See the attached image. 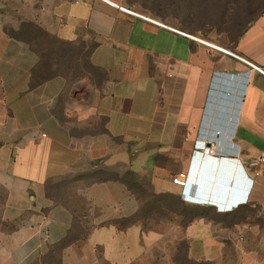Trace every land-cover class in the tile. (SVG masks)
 <instances>
[{
	"label": "crops",
	"instance_id": "crops-1",
	"mask_svg": "<svg viewBox=\"0 0 264 264\" xmlns=\"http://www.w3.org/2000/svg\"><path fill=\"white\" fill-rule=\"evenodd\" d=\"M121 2L0 0V264H176L183 241L196 264H264V74L242 61L264 71V15L219 51ZM15 23L87 47L93 74L42 70ZM209 145L225 193L202 186ZM186 172L232 209L184 201ZM127 177L177 209L124 225L145 206Z\"/></svg>",
	"mask_w": 264,
	"mask_h": 264
},
{
	"label": "rangeland",
	"instance_id": "rangeland-1",
	"mask_svg": "<svg viewBox=\"0 0 264 264\" xmlns=\"http://www.w3.org/2000/svg\"><path fill=\"white\" fill-rule=\"evenodd\" d=\"M128 10L150 17L164 25L178 29L208 43L224 47L233 46V25L244 24L257 12L253 0H120ZM16 30L9 32L24 37L40 56V68L60 72L72 81H80L93 74L88 63L89 49L83 46L65 45L45 38L29 28L26 23H15ZM19 26V27H18ZM18 28V29H17ZM141 186V185H140ZM142 187V186H141ZM142 187L141 194H145ZM144 212L154 210L153 198L146 190ZM153 217V218H152ZM149 221H157L158 215H149Z\"/></svg>",
	"mask_w": 264,
	"mask_h": 264
},
{
	"label": "trees",
	"instance_id": "trees-1",
	"mask_svg": "<svg viewBox=\"0 0 264 264\" xmlns=\"http://www.w3.org/2000/svg\"><path fill=\"white\" fill-rule=\"evenodd\" d=\"M209 1L210 0H201V2H209ZM227 1H231V0H227ZM253 2L257 3V4H255V6L257 5V12H256L255 16L253 18L249 19L244 24H238V21L234 22L235 23V25H233L234 34H233V37L231 36V38H230V41H232L234 46L237 45L239 40L264 15V0H253ZM27 25H28L29 28H32L33 30H35V32L43 35L45 38H47L49 40L56 41L54 38H52L47 33H45L41 28H39V27H37V26H35L33 24H27ZM8 33L10 35L14 36L10 32H8ZM65 45H70V44H65ZM114 179L119 181V179L117 177H114ZM120 181H122L124 184H126V186L130 189V191H132L138 198L144 197V195L147 193L146 190H145V194H141L139 190H141L142 187L137 182H135L133 179H131V178L127 177L126 179H122ZM227 190H228V187H224V193L227 192ZM184 191H185V196L183 197V200L187 202L186 195L189 194V193L191 194V191L187 190V189H184ZM224 195L222 196V198L218 199V200H220V203L219 202H214V201H213V203H215L216 207L219 208L220 210L229 211V210L232 209V206L234 205V202H231L230 200L226 201ZM200 197H203V196L200 195ZM156 203H161V204L163 203L164 204L163 207H165L169 211L177 209V207L175 209L176 203L173 202V201L166 202V200H165L164 202H162V199H158V200L155 199V204ZM224 203L227 205V209H225V210L220 205V204H224ZM156 208H158V207H156ZM159 211L161 212V210H159ZM147 215L149 216L150 212H147V213L140 212L135 218H133L131 220H127L123 224L127 225V224L137 223L139 220H141V218L147 217ZM184 216H185V222L186 221L190 222L192 220V218L188 219L187 215H184ZM185 224H187V222ZM187 249H188L187 243L185 241H183L178 247V253H177L176 258H175L176 264H196V263L191 262L187 258Z\"/></svg>",
	"mask_w": 264,
	"mask_h": 264
},
{
	"label": "built area",
	"instance_id": "built-area-1",
	"mask_svg": "<svg viewBox=\"0 0 264 264\" xmlns=\"http://www.w3.org/2000/svg\"><path fill=\"white\" fill-rule=\"evenodd\" d=\"M122 10L125 11V12H127V13H130V14H132L134 16L140 17V15H138L137 13L128 11V10L123 9V8H122ZM144 19H146V18H144ZM147 20H149V19H147ZM149 21H151V20H149ZM151 22L154 23V24H156V25H159L161 27L166 28V26H164V25H162V24H160L158 22H155V21H151ZM180 34L183 35V36H186L185 34H182V33H180ZM186 37H189L191 39H194V40H197V41H199L201 43H204L207 46H209V47H211V48H213L215 50L223 51V49L218 48V47L213 46V45H210L209 43H207L205 41H202V40L196 39L194 37H190V36H186ZM239 59H241V58H239ZM242 61L245 62L246 64H248L249 66H251L254 70H256V71L264 74V71L262 69L254 66L252 64H250L249 62H247V61H245L243 59H242ZM43 137H45V135ZM211 142H213V141H211ZM204 153H205V157H206V156H210L211 153L216 154L217 151L214 152L213 150H211V148H207V149L204 150ZM260 163L264 164V157L261 158ZM172 182H173L174 185L182 188L183 190L184 189L190 190V188H192L193 186H195V183H196V182L195 183L193 182L192 174H190L189 172L180 173V174L174 176ZM231 188L232 187H230V186L228 187L229 190H231ZM208 192L211 193L210 190H208ZM212 195H213V193H212ZM206 197H207L206 195H203V198H198V196L196 194L195 195H192L190 193L186 195V199L189 202L198 203V204L199 203L200 204H203L204 203V204H207V205H213V201L211 199H209V198H206ZM220 205L222 206V208L224 210L227 209V205L225 203L224 204H220Z\"/></svg>",
	"mask_w": 264,
	"mask_h": 264
},
{
	"label": "water",
	"instance_id": "water-1",
	"mask_svg": "<svg viewBox=\"0 0 264 264\" xmlns=\"http://www.w3.org/2000/svg\"><path fill=\"white\" fill-rule=\"evenodd\" d=\"M215 142V141H213ZM212 145H209L208 148H211ZM214 157L204 156L202 157V162L204 164H209L208 168L210 169H222V175L217 174L214 175L213 173L209 174V178L206 184H203V187H206L207 190H210L214 195L218 194L223 186L225 187H233L231 185V180L228 177V172L232 169L233 165L232 161L228 157H222V160L219 161ZM229 168V169H228ZM201 185L200 183L196 182L195 187Z\"/></svg>",
	"mask_w": 264,
	"mask_h": 264
},
{
	"label": "bare ground",
	"instance_id": "bare-ground-1",
	"mask_svg": "<svg viewBox=\"0 0 264 264\" xmlns=\"http://www.w3.org/2000/svg\"><path fill=\"white\" fill-rule=\"evenodd\" d=\"M218 48H219V47H218ZM216 135H219V134H216ZM207 140H208V141H215V142H216V139H215V138H212V137H209Z\"/></svg>",
	"mask_w": 264,
	"mask_h": 264
}]
</instances>
